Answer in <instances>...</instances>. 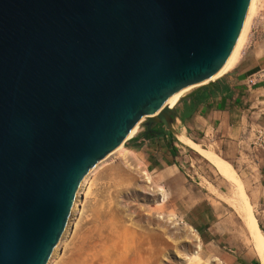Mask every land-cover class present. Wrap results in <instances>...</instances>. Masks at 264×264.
<instances>
[{
  "label": "water",
  "instance_id": "water-1",
  "mask_svg": "<svg viewBox=\"0 0 264 264\" xmlns=\"http://www.w3.org/2000/svg\"><path fill=\"white\" fill-rule=\"evenodd\" d=\"M251 1L0 0V264H49L91 169L213 84Z\"/></svg>",
  "mask_w": 264,
  "mask_h": 264
},
{
  "label": "rangeland",
  "instance_id": "rangeland-1",
  "mask_svg": "<svg viewBox=\"0 0 264 264\" xmlns=\"http://www.w3.org/2000/svg\"><path fill=\"white\" fill-rule=\"evenodd\" d=\"M255 8L239 52L240 61L234 69L235 72L244 67L248 75L264 67V0H256ZM197 89L185 93L183 99ZM258 102L260 106L252 121H261L264 127V95L259 96ZM146 123L147 119L134 137L123 144L127 160L118 155L112 167L102 168L95 175L90 195L81 208L82 219L75 224L80 222L79 231L66 239L51 264H261L240 215L251 213L250 217L255 215L259 221L264 200L259 204L252 194L264 184V169L259 171L254 163L245 173L240 171L241 166L236 168L242 180L239 181L245 185L240 189L243 195L248 193V201L244 195L243 203H238L234 210L224 197L235 190L237 181L228 184L220 180L202 158L188 149L182 150L183 159L180 156L177 164L183 162L180 167L185 176L170 170L165 177L159 171V161L177 141L171 143L157 135L147 140ZM154 130L161 135L166 133L163 126H155ZM260 133L264 134V130L257 128L254 146L264 154L258 143ZM174 134L177 135L176 128ZM208 149L213 151L209 146ZM217 154H221L220 149ZM161 189L165 200L159 203ZM208 202L212 203L217 219L211 215L213 210Z\"/></svg>",
  "mask_w": 264,
  "mask_h": 264
},
{
  "label": "crops",
  "instance_id": "crops-1",
  "mask_svg": "<svg viewBox=\"0 0 264 264\" xmlns=\"http://www.w3.org/2000/svg\"><path fill=\"white\" fill-rule=\"evenodd\" d=\"M263 68L264 67H261V71L248 75L244 67H242L235 72L233 71V73H230L227 77L219 79L210 86L200 90L197 89L198 91L196 90L197 92L192 94L190 100L199 99V104L196 105L194 112L184 121V103L177 108L180 119L176 128L177 135L173 134L174 140L177 141V143H173L177 152V158L175 159L169 151V153L165 154V158L162 159L163 161H159V171L163 172L165 177L168 176L170 170H176L179 174L185 176L180 167L183 162L180 163L179 166L177 164L180 162V156L183 159L184 154L182 150L186 149L202 158L213 169L220 180L228 184L236 180L237 187L242 186V188H244L245 185L243 186L244 183L242 184L239 181L241 178L236 168L239 169L241 166L240 171L245 173L247 169L251 167V163H254L259 171L264 169V154L259 153L254 146L255 140L257 139V128L264 130V127L260 124L261 121L255 123L252 121V119L255 118L254 115H256L255 109L260 106L258 98L264 95V75H260L264 73ZM259 77L260 80L258 79ZM209 95H212V97ZM190 100H188L189 103ZM248 106L249 108L246 110ZM196 132L199 133L200 136L196 134ZM197 135L198 137H196ZM204 142H206L213 151L209 150L208 146L203 144ZM218 149H220V155L217 154ZM247 150H250L251 153L249 154ZM247 162L250 163L245 167ZM219 167L225 170L230 177L228 178L224 173L223 175ZM261 177H263L262 174ZM238 182H240V185H238ZM237 187L230 194H226L224 199L230 200L233 198V194L238 192L239 195L242 196V201H244L245 195V201L247 202L248 193H244L243 195L240 187ZM252 198L259 201V204L263 203V182L260 186H257V191L252 194ZM252 198H250L251 201L253 200ZM232 201L234 202L235 199ZM227 204L230 205L229 203ZM209 205L213 210L211 215L217 219L218 217L214 215L215 209H213L212 203L208 202V206ZM236 205L237 203L235 201L234 205H231V207L234 209ZM252 217L258 225V231L264 241L261 235L262 229L264 233V210L260 213L259 221L255 215ZM248 218L244 213H241L240 219L243 224L246 225H244V229H246L245 231L247 232V237H249V242L260 263L264 264L249 232L247 226Z\"/></svg>",
  "mask_w": 264,
  "mask_h": 264
},
{
  "label": "bare ground",
  "instance_id": "bare-ground-1",
  "mask_svg": "<svg viewBox=\"0 0 264 264\" xmlns=\"http://www.w3.org/2000/svg\"><path fill=\"white\" fill-rule=\"evenodd\" d=\"M255 3H256V0H252L251 1V6H250L249 14H248V17H247V20H246V23H245V27L243 29V32L241 34V37H240L239 42L237 44V47H236L234 53L232 54L231 58L229 59L228 63L225 65V67L215 77H213L211 80H209L208 82H206L203 85H207L211 81L212 82H216L219 79H222V78L228 76L237 67V65H238V63L240 61V56H239L240 49H241V47H242V45H243V43H244V41L246 39V35H247L248 30H249V27H251L250 26L251 25L250 23H251L252 17L254 15L255 11H256ZM195 88H198V87H195ZM195 88H189V89L183 90V91L175 94L174 96H172L165 103V106L160 111L155 112V113H152V114H149L148 116L144 117L133 128V130L130 132V134L127 137V139L125 140V142L131 140L134 137V135L136 134V132H137V130L139 128V125L141 123H143V121H145V119L157 117L165 109H174L181 102V100L183 99L184 94L187 93L188 91H191V90L195 89ZM123 144L115 152H113L112 154H110L109 156H107L103 161H101L93 169H91V171L89 172V174L85 177V179L83 181V184L81 185V187H80V189H79V191L77 193V196H76V199H75V203H74V206H73V209H72V213H71V216L69 218V221H68L66 230H65V232H64V234L62 236V239H61L60 243L58 244V246L54 250V253L52 255V258H51L49 264H51V262L56 258V256L59 254V252H61V250L63 249L64 242L66 241V239H68L72 235H74V237H75V234L79 231L80 222L76 226H75V224L77 223L78 219L80 221L82 219L81 218V216H82L81 213H83V212H81L82 211L81 208L84 207L83 205L86 202L87 197L90 195V192H91L92 187H93V181H94L95 175L98 173V171L100 169H102V168H105V167H112L115 164V162H116V158L115 157H117L118 155H122V157H123L122 159H126L127 160V157H128L127 155L128 154L127 155L125 154L126 152L124 151ZM126 160H124V161H126ZM128 162L126 163V166L128 165ZM215 163H217V162H215ZM219 168H220V170H221L220 172L222 174L224 173L228 178L230 177V175L227 172H225V170H223L221 167H219ZM146 180H147V183L150 182V178L149 177ZM158 197H159V200H158L159 203H161V202H163L165 200V192H164L163 189L160 190V193H159ZM232 197L233 198L230 199V200L229 199L228 200L225 199V201L227 203H229L230 206L231 205H234V202L235 201H236L237 204L238 203H243L242 196L239 195L238 192H235ZM233 199H235L234 202L232 201ZM247 210L245 212H248ZM248 215H246V217L247 218L249 217L248 218V221H247V226L249 228V232H250V234H251V236L253 238V242H254V245L256 246L257 252L260 254V256L262 257L263 262H264V241H263V239L260 236V233L258 231V228H257L258 225H257V223L253 220L254 219L253 217H250L252 214L250 213V216H248Z\"/></svg>",
  "mask_w": 264,
  "mask_h": 264
},
{
  "label": "trees",
  "instance_id": "trees-1",
  "mask_svg": "<svg viewBox=\"0 0 264 264\" xmlns=\"http://www.w3.org/2000/svg\"><path fill=\"white\" fill-rule=\"evenodd\" d=\"M209 96L212 97V95H209ZM197 104H199V99H192V100H190V103H189V101L184 102L183 121L194 112ZM160 136H162V137L164 136L171 143L174 140L173 135H168L165 133L164 135H160ZM145 138L147 140H151V139L155 138V136L152 134H149ZM169 151H170L171 155L176 159L177 158V152H176L175 148L170 147Z\"/></svg>",
  "mask_w": 264,
  "mask_h": 264
},
{
  "label": "built area",
  "instance_id": "built-area-1",
  "mask_svg": "<svg viewBox=\"0 0 264 264\" xmlns=\"http://www.w3.org/2000/svg\"><path fill=\"white\" fill-rule=\"evenodd\" d=\"M260 134H261V136L258 139V143H259V145H261V147L264 148V140H262L264 137V134L263 133H260Z\"/></svg>",
  "mask_w": 264,
  "mask_h": 264
}]
</instances>
